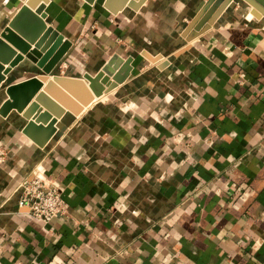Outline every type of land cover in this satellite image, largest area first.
I'll return each instance as SVG.
<instances>
[{"label": "crops", "instance_id": "0c3cea01", "mask_svg": "<svg viewBox=\"0 0 264 264\" xmlns=\"http://www.w3.org/2000/svg\"><path fill=\"white\" fill-rule=\"evenodd\" d=\"M26 1L0 0V33ZM32 1L63 36L55 51L70 42L39 92L55 76L95 75L114 54L132 69L58 118L44 146L20 113L0 115V264H264V5L215 3L218 18L188 40L208 0H143L116 14L104 0ZM41 74L24 58L6 81ZM37 170L68 204L48 223L18 205Z\"/></svg>", "mask_w": 264, "mask_h": 264}, {"label": "water", "instance_id": "95a60500", "mask_svg": "<svg viewBox=\"0 0 264 264\" xmlns=\"http://www.w3.org/2000/svg\"><path fill=\"white\" fill-rule=\"evenodd\" d=\"M87 1L90 3L94 2V0ZM142 1L104 0V7L111 13L116 14L120 10H123L125 6L138 9ZM228 1L230 0H208L185 27L183 35L190 40L207 29L218 18ZM256 1L264 5V0ZM32 2V0H27L9 21L7 27H4L0 33V89L4 90L7 95V98L0 105V115L5 117L12 110L20 113L22 118L26 120V124L22 128L23 133L39 146H44L57 131L55 124L58 118H61L67 111L75 115L80 114L85 106L93 102L95 96L99 97L102 95L105 90V84L108 85L107 91L110 92L125 82L132 69L130 64L132 59L128 58L124 60L114 54L95 75L86 73L83 78L55 76L53 80L48 81L44 87L45 89L39 92L43 87L44 81L48 79L46 74L51 72L52 68L67 52L70 42L68 40L65 41L55 51V47L61 43L63 36L51 27L47 29L44 19V6L41 5L36 10H33L31 8ZM223 2L224 5L214 12L212 5ZM28 24L35 27L38 26L37 32L32 34L29 31ZM40 31L41 34L45 32L41 38L40 35L36 38ZM192 31L193 33L188 35ZM54 40V44L50 47L49 43ZM5 41L11 43L21 53L18 55L15 49H11L6 45ZM33 43H35L34 48L30 49ZM148 57L156 62L160 58V55H148ZM24 58L35 62L45 74L35 75L15 83H8L6 75ZM122 60L123 66L120 71L116 72L114 70L115 66ZM6 63L9 66L3 67ZM164 65L165 63H162L160 66ZM57 85L61 89H58L57 93H52L51 87H57ZM32 99L34 101L31 102ZM40 106L44 107L45 111L41 112L39 110ZM36 112L38 114L33 118ZM51 114L55 116L54 119H51Z\"/></svg>", "mask_w": 264, "mask_h": 264}, {"label": "built area", "instance_id": "2783aa9c", "mask_svg": "<svg viewBox=\"0 0 264 264\" xmlns=\"http://www.w3.org/2000/svg\"><path fill=\"white\" fill-rule=\"evenodd\" d=\"M7 156V147L1 141L0 168L4 166ZM37 173L32 180L22 184L18 205L27 208L32 219L48 223L55 217L67 214L68 204L61 189L47 180L40 170Z\"/></svg>", "mask_w": 264, "mask_h": 264}]
</instances>
